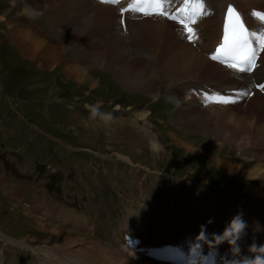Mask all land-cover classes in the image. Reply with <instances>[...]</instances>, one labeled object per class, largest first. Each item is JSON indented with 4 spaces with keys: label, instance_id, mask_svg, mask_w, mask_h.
Wrapping results in <instances>:
<instances>
[{
    "label": "bare ground",
    "instance_id": "bare-ground-1",
    "mask_svg": "<svg viewBox=\"0 0 264 264\" xmlns=\"http://www.w3.org/2000/svg\"><path fill=\"white\" fill-rule=\"evenodd\" d=\"M7 1L15 5L20 0ZM225 1L230 2L231 0ZM25 10L26 13H31V10ZM2 19L3 18L0 17V21ZM69 29L72 37H75V26L71 24ZM8 30L11 31L9 38L17 43L20 48V53L32 55L30 58L36 61L40 68L50 67L63 60L64 51L53 50L51 46L37 39L33 34L22 28L20 25L9 26ZM113 32H115V36L108 42L106 47L103 46V39H85L78 42L75 46V51L84 58L89 59L90 57V61L104 67L106 71L110 72L113 79L119 82L121 87L127 91L141 92L148 95L153 89L159 90V84L163 76L158 78L155 74V69L162 71L161 68H159L160 62L155 63L154 61H151L150 67L152 68V73L151 75L145 74L129 56V49L126 40L117 33L115 29ZM152 41L154 52L148 49L146 53L149 59L155 56L161 43V37L158 34H154ZM171 49L172 48L170 47H163L161 53L162 61L167 68L174 70L181 79L202 78L209 75L211 72H214L217 68L187 45L176 47L172 53ZM201 67H203V70H201ZM69 70L71 71V76H74L75 79L86 81L87 73L83 69L78 70L75 67H70ZM177 75L176 77H178ZM169 85L171 84H166V86ZM217 113H219L218 115L220 116L222 114L220 111ZM186 114L187 116L185 119L186 123L189 124V127L195 129V131H200L201 129L208 130L212 133V138L215 140L225 137L226 143L234 142L239 149L249 145L264 144V125L257 123L253 125L251 122H245L238 114L231 121H229V115L225 114L224 117L221 116L226 121V123L221 126L218 123H212L209 120V117L202 112H194L191 109L190 111L186 110ZM222 163L225 168L229 169V171L235 173L239 170L237 164L230 165L226 162ZM250 167V170L247 169L246 171L249 180L259 176L261 173L262 177H264V170L261 166L253 163ZM262 190H264L263 185L260 186L257 185V183H255L254 186L250 185L247 192L249 195L247 203L250 207L257 209L264 214V191ZM256 227L257 238L264 241V221L258 220ZM50 230L52 238H55L59 233L57 228ZM55 240L57 242V247L67 248L65 251L69 256L74 257L77 260H82L85 264H147L135 263L128 258L120 257L113 250L106 248H93L91 246H86L83 249L77 238L68 239L61 237ZM52 242L53 241H49L47 243L49 244Z\"/></svg>",
    "mask_w": 264,
    "mask_h": 264
},
{
    "label": "snow or ice",
    "instance_id": "snow-or-ice-1",
    "mask_svg": "<svg viewBox=\"0 0 264 264\" xmlns=\"http://www.w3.org/2000/svg\"><path fill=\"white\" fill-rule=\"evenodd\" d=\"M107 3H118V0H103ZM165 0H131L128 9H122L123 11H134L144 15H167L163 9ZM205 8L203 0L199 2V9L201 12ZM198 12L196 15H200ZM264 25V14L253 13ZM174 19V17H173ZM195 17L191 20V23H195ZM188 33L187 38L193 40L194 30L192 27L185 25ZM223 40L219 47L216 49V55L211 58L213 60H220L221 56L231 59L233 62L230 67L237 69L241 72L250 71L255 64L257 56V50L264 52V27L257 32H250L245 26V23L241 19L240 14L231 6L228 7L224 30ZM264 90V85L260 86ZM223 103H229V100H222Z\"/></svg>",
    "mask_w": 264,
    "mask_h": 264
},
{
    "label": "rangeland",
    "instance_id": "rangeland-1",
    "mask_svg": "<svg viewBox=\"0 0 264 264\" xmlns=\"http://www.w3.org/2000/svg\"><path fill=\"white\" fill-rule=\"evenodd\" d=\"M0 1H4V3L7 5V7L8 8H10L11 7V5H13V6H17V4H19L20 2H22L23 0H20L19 2H17V4H11L9 1H7V0H0ZM9 10V9H8ZM8 10H6V11H8ZM5 11V12H6ZM9 12H7L6 14H8ZM3 16L4 15H2V14H0V17H2L3 18ZM3 20V19H2ZM9 31V32H8ZM2 32H4V35L7 37V39L9 40V44H11V46H13L16 50H18L19 51V46L17 45V43H15L14 41H12V39H10L9 38V35H10V30H8V29H5V30H3L2 29ZM171 53H172V51H171ZM25 56H28L27 58L30 60L31 58V56L32 55H28V54H24ZM91 55V54H90ZM88 59V58H87ZM63 60H64V58H63ZM62 60V61H63ZM89 60H91L90 59V57H89ZM61 61V62H62ZM61 62H59V63H57V64H55V65H58V64H60ZM33 64L34 65H37V67H39L38 66V64L36 63V61L34 62L33 61ZM55 65H52V66H50V67H45L44 69H50V68H53V67H57V66H55ZM98 67H100L98 64H96ZM68 66H66V65H63V68H64V70H65V72H67V74H69L70 76H71V71L69 70L70 69V66L67 68ZM69 70V71H68ZM106 73H108V74H110V72L109 71H106L105 69H103ZM61 71L63 72V69L61 68ZM87 73V76H86V81L87 82H89L90 83V86L91 87H94L95 86V84H96V82H93V80H92V78L93 79H95V81L97 80V75L96 76H94L95 74H96V71H92L90 74L88 73V72H86ZM91 75V76H90ZM59 76H62L61 75V73L59 72ZM111 76V75H110ZM92 77V78H91ZM71 78V77H70ZM111 78L113 79V77L111 76ZM74 79V78H73ZM162 79V78H161ZM85 81V82H86ZM81 82V81H80ZM99 84V83H98ZM159 86H164V87H166V84H165V80H161V82H160V84H159ZM123 88L121 87V85L119 84V82H117V81H115L114 79H113V85H112V87H111V89H109V91H110V93L112 94V95H118V92L120 91V90H122ZM124 91H126L125 93L126 94H128V96L130 97L131 96V94H133V93H141V92H131V91H127V90H125V89H123ZM143 94V93H142ZM157 94V95H156ZM143 95H145V96H148L149 98H151V99H155L156 97H158V95H159V90H155V89H153V91L151 90V93L150 94H148V95H146V94H143ZM216 117V116H215ZM209 120L211 121V119L209 118ZM212 123H213V121H212ZM214 123H218L220 126L221 125H224L225 123H226V121H225V119H223L220 115H218L217 116V120H216V122H214ZM233 127V126H232ZM193 129V128H192ZM63 130V132H68V130H65V129H62ZM194 131H195V129H193ZM74 138H76L78 141H80L82 144H84L85 142L82 140V137L79 135V134H74ZM213 140H215V139H213ZM90 143V142H89ZM231 142H227V144H230ZM91 148H95L96 150H99L102 154H104L105 156H111V157H113L114 156V158H121V159H124V160H127V161H130L131 160V162L132 163H138V164H140V165H142V166H144V167H151V168H155V169H157V166H155V164H153V162H149L147 159H144V158H142L140 155H138L137 153H135L134 151H132V150H130V149H125V148H119V149H109V148H106V147H99V146H97V144H95V145H93V144H91L90 143V145H89ZM184 146V145H183ZM184 148H186V149H189V150H192L193 152H198V150H195V149H193L191 146H184ZM134 157H136V159H133ZM221 163V165H222V167L226 170V171H228L229 173H234L233 171H229V169H227V168H225V166H224V164L222 163V162H220ZM173 170V169H172ZM174 171V170H173ZM187 174H188V176L190 175V174H192V170H190V169H187ZM169 173L170 174H173V172L170 170L169 171ZM181 178H183V177H181ZM33 222V223H32ZM44 226V227H43ZM57 227H54V226H49L48 224H46V223H44V222H42V221H39V220H35V221H31L30 222V224H29V226H28V228H27V233L29 234V236H30V240L31 241H44V240H46L45 242L47 243V242H49V240L47 239L48 237H50V238H52V234H51V230L50 229H56ZM57 230H58V234H57V236L55 237V238H53V239H57V238H68V239H71V238H74V237H72L71 235H69L67 232H64L63 230H61V229H59V228H57ZM18 235H20V233H17Z\"/></svg>",
    "mask_w": 264,
    "mask_h": 264
},
{
    "label": "clouds",
    "instance_id": "clouds-1",
    "mask_svg": "<svg viewBox=\"0 0 264 264\" xmlns=\"http://www.w3.org/2000/svg\"><path fill=\"white\" fill-rule=\"evenodd\" d=\"M90 109V115L92 118H96L100 115L99 105L86 106ZM101 118L105 120L111 119V114H103ZM208 223H212L211 220ZM248 228L247 222L243 219V213L238 212L230 222L225 226L222 233H212V240L215 245H220L225 242L231 248L233 253H239L240 249L238 246V241H240L246 234ZM198 237H206V228L202 226V231ZM249 252L255 253L253 258H245L243 264H264V245L257 247L255 243L249 246Z\"/></svg>",
    "mask_w": 264,
    "mask_h": 264
}]
</instances>
